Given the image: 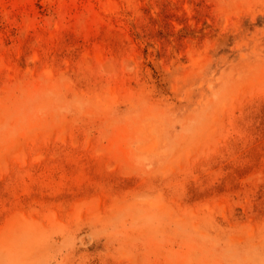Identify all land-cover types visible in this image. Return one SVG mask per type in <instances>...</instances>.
I'll return each mask as SVG.
<instances>
[{
    "label": "rangeland",
    "instance_id": "374dc122",
    "mask_svg": "<svg viewBox=\"0 0 264 264\" xmlns=\"http://www.w3.org/2000/svg\"><path fill=\"white\" fill-rule=\"evenodd\" d=\"M0 264H264V0H0Z\"/></svg>",
    "mask_w": 264,
    "mask_h": 264
}]
</instances>
